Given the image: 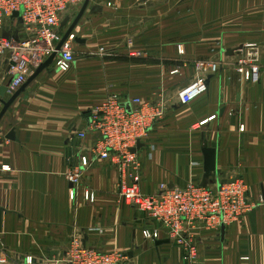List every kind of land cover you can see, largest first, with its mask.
<instances>
[{
	"label": "crops",
	"instance_id": "1",
	"mask_svg": "<svg viewBox=\"0 0 264 264\" xmlns=\"http://www.w3.org/2000/svg\"><path fill=\"white\" fill-rule=\"evenodd\" d=\"M86 1L62 14L63 38ZM209 1H224L225 7L213 3L208 11L194 13L209 15L217 25L232 24V29L221 39L212 35L217 31L212 25L210 37L185 45L178 32L186 26H175L180 21L173 19L187 14L179 8L162 0H90L71 35L83 41H74L72 68L60 72L53 61L27 81L0 121V257L6 264H27L29 257L65 260L77 236L88 248L124 253L129 264H264V203L241 223L196 233L190 260L175 241L145 239L150 222L121 199L120 174L109 160L92 162L74 199L66 177L81 156L92 159L98 136L87 132L89 118L115 94L152 104L160 99L167 108L165 118L137 146L139 186L145 194L158 193L163 184L213 186L217 178L243 177L251 200L264 199V69L257 84L220 69L209 78L206 94L185 106L178 100L179 90L194 78V62L208 59L212 49L227 43L230 52L255 44L264 54V0ZM13 32L24 29L15 24ZM11 79L3 62L0 87L8 89ZM19 90L0 96V114ZM209 151L216 168L207 175ZM86 190L95 193L94 202L85 200Z\"/></svg>",
	"mask_w": 264,
	"mask_h": 264
},
{
	"label": "built area",
	"instance_id": "2",
	"mask_svg": "<svg viewBox=\"0 0 264 264\" xmlns=\"http://www.w3.org/2000/svg\"><path fill=\"white\" fill-rule=\"evenodd\" d=\"M80 0H0V64H8L12 77L8 91L21 89L30 76L51 56L60 72L69 71L75 63L74 39L71 36L60 48L63 40L59 32L61 16ZM17 14V16H15ZM15 24L23 33L14 34ZM248 78V77H247ZM255 71L251 77L258 81ZM208 92L207 76H197L178 95L181 105H188ZM164 102L152 104L140 98L123 100L112 95L94 108L88 122L89 133L98 136L89 156H81L80 164L67 174L71 197L78 188L92 162L109 160L120 174V197L141 212L150 225L144 228L147 240L158 241L163 237L175 241L186 250L187 257H195L192 239L200 231L218 232L222 227L240 220L254 205L248 199V188L240 180L220 181L211 188L207 185L188 184L170 188L161 185L156 194H145L139 186L141 162L137 155L138 144L147 137L149 130L165 118ZM215 117L209 120H214ZM205 120L200 125H205ZM86 133L79 137L85 139ZM85 200L94 202L96 195L86 190ZM78 237V236H77ZM69 243L66 259L27 258V264H129L122 252L105 254L85 247L79 237ZM189 239V240H188ZM0 264H6L4 259Z\"/></svg>",
	"mask_w": 264,
	"mask_h": 264
},
{
	"label": "rangeland",
	"instance_id": "3",
	"mask_svg": "<svg viewBox=\"0 0 264 264\" xmlns=\"http://www.w3.org/2000/svg\"><path fill=\"white\" fill-rule=\"evenodd\" d=\"M162 2L164 5H168V7H170L171 9L179 8L183 12L187 13L183 17L173 18L176 21L177 20L180 21L178 24H174L175 26H178L181 24H185V26H186L184 28V30H180L178 32L180 34V36L182 34H184L183 42L185 45L197 44L198 43L197 39L199 37H202V38L203 37H210V33L208 32V29L212 25H213V28L217 29L216 33H213L212 35L214 37L215 36L221 37V39H225L226 29H229V28L232 29V27H231V26H233L232 24L223 22V24L217 25V22L216 23L212 22L213 18H210L209 15L204 16V17H199L195 14L196 11L199 9H204V11L205 10L208 11L207 8H209L210 5L213 6V3H214V6L215 5H222L225 7L224 1L210 2L209 0H162ZM222 20L224 21L225 18H218V21H222ZM235 20H237L235 22H240L242 20V18H235ZM200 27H202V30H200ZM171 28H173V27H171ZM234 28H236V26H234ZM199 30L201 31V33ZM204 30H205V32H204ZM226 46H228L227 43L225 45L220 46L219 48L212 49L210 51V54L212 53V55H209L208 59L206 58L205 60H196L194 62V68H195L196 72H195L194 78L191 82H193L197 76L203 74L204 76H207L208 90H209V78L211 76H214L215 74L219 73L220 69H223V68L231 69V70L237 72L238 74H241L245 80L252 82L254 84H257L260 81V78L262 76L263 69H264V67L261 64V59H262V56H264V54H262V51L261 52L259 51V49L261 50V47L260 46L257 47L255 44H251L248 46L247 45L244 46L243 49H241V50L236 48V49H233V51L229 52V50ZM181 47H182V45H179L178 49H179V52H181V54H183L184 49L181 50ZM78 55H79V57H78V59H79L80 53H78ZM75 56H76V54H75ZM230 56H231V59H228V57H230ZM255 71L258 72L259 79H258V81L253 82L251 80V77ZM181 90H179V93ZM159 103H161L160 99H158L157 104H159ZM235 180H240L244 184H246L245 179L243 177L229 178V179H226L225 182H233ZM217 181H218L217 182V184H218L220 181H222V179L217 178ZM210 187L215 188V185L210 186ZM246 187L249 190V187L247 184H246ZM248 193H249V191H248ZM248 199H249L250 203L254 205V208L250 212L244 214L240 218L239 221L234 222L232 224L241 223L250 213L255 211L258 206H260L261 204L264 203V199H262V198L257 200V201H252L249 194H248ZM222 228H224V227H222ZM202 232H208V231H202ZM81 242H82V240H81ZM82 244H83V242H82ZM69 247H70V244H68V250L67 251H69V249H70ZM89 249H92V250H95L98 252H102V251H99L95 248L89 247ZM102 253H105V252H102ZM112 253H114V252H112ZM112 253H105V254H112ZM1 259H3V258L0 257V260Z\"/></svg>",
	"mask_w": 264,
	"mask_h": 264
},
{
	"label": "water",
	"instance_id": "4",
	"mask_svg": "<svg viewBox=\"0 0 264 264\" xmlns=\"http://www.w3.org/2000/svg\"><path fill=\"white\" fill-rule=\"evenodd\" d=\"M90 0H87L85 2V5L82 8V11L80 12L79 16L77 17L76 21L74 22V24L72 25V27L70 28V30L68 31V33L64 36L63 40L61 41V43L58 45L57 50L59 51L60 48L63 46V44L71 37L76 25L79 23L80 19L82 18L83 14L85 13L88 4H89ZM17 16V14L15 15ZM74 41L77 43H82L83 41L79 38H74ZM56 58V54H54L53 56H51L47 62H45L40 68H38V70L35 72V74H33L31 76V78L28 80V84L31 83L44 69H46ZM25 84L4 106L1 114H0V121L3 118V116L5 115V113L7 112V110L9 109V107L12 105V103L14 102V100L19 96V94L25 89V87L28 85ZM8 89L5 87H0V96L1 97H5L6 93H7ZM10 138H13V134L11 136H9ZM215 156H214V152L213 151H209L206 153V159H205V171L207 173V175L212 174L215 171Z\"/></svg>",
	"mask_w": 264,
	"mask_h": 264
}]
</instances>
